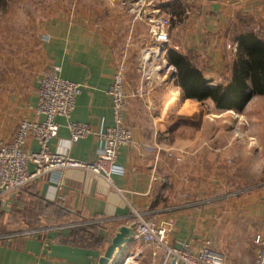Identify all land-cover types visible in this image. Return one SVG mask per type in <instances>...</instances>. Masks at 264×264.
<instances>
[{"label":"crops","instance_id":"1","mask_svg":"<svg viewBox=\"0 0 264 264\" xmlns=\"http://www.w3.org/2000/svg\"><path fill=\"white\" fill-rule=\"evenodd\" d=\"M97 1L102 0H71L69 6L67 0H57V9L37 27V41L21 47L0 44V140L11 141L22 121L46 119L37 113L40 82L59 67L61 78L83 89L71 118H56L59 132L51 148L69 147L73 159L96 160L103 136L115 124L108 92L122 64L129 95L124 119L133 132L132 143L118 151L116 164L123 172L107 181L86 169H68L61 187L49 185L44 195L49 179L33 183L28 194L47 208L56 207L55 213L43 218L49 219L46 225L14 231L39 230L35 234L0 233L7 236L0 239V264H97L118 230L134 225L133 210L151 211L158 223L169 224L173 245L190 242L196 251L209 240L229 264H253L257 237L264 238V141L250 133L249 148L242 150L235 138H227L234 127L226 126L228 114L241 118L248 111L185 99L173 74L148 95H135L148 28L130 12L135 0H103L102 8ZM178 3L184 18L175 14ZM154 5L180 19L178 31L184 27L182 41L165 47L191 58L212 86L231 77L238 51L232 44L235 35L246 28L259 33L257 25L264 26V0H154ZM136 55L137 73L130 74ZM258 98L264 97L255 96L248 104ZM204 104L211 111L205 112ZM210 113L219 119L212 126ZM200 118L199 133L194 123ZM69 122L88 124L92 132L69 146ZM206 135L213 137L214 146L207 147ZM27 143L29 150L39 149L31 136ZM249 156L246 165L239 160ZM15 195L1 201L11 202ZM56 213L61 222L54 224ZM135 247L143 246L136 240L128 243L110 264H131L128 256Z\"/></svg>","mask_w":264,"mask_h":264},{"label":"built area","instance_id":"2","mask_svg":"<svg viewBox=\"0 0 264 264\" xmlns=\"http://www.w3.org/2000/svg\"><path fill=\"white\" fill-rule=\"evenodd\" d=\"M196 0H183L193 3ZM130 12L136 20L148 27V34L154 46L142 50L140 60V85L135 95H148L161 85L165 78L175 73V68L167 60L170 42L171 15L155 7L154 0H135ZM60 68L42 77L37 102L38 115L44 116L43 122L22 121L11 141L0 140V201L13 196L36 181L48 178L49 182L61 187L64 172L68 169H86L111 181L114 174L123 170L116 164L121 146L133 141L132 129L126 124L124 113L128 107L129 95L126 92V67L120 64L108 94L113 102L115 124L103 136L104 147L99 150L97 159L83 162L68 154L69 147L53 150L50 142L57 138L59 125L57 117L71 118L76 102L82 93L81 84L65 80L59 75ZM239 117L238 114H236ZM69 146L87 137L92 128L88 124L69 122ZM37 140L39 149L28 148V137ZM173 154L170 152L169 157ZM181 162V158L178 159ZM134 239L144 244L151 252L154 264H229L225 255L204 240L195 251L190 242L173 245L170 242L171 226L158 223L151 211L133 210ZM39 230L14 232L8 236H25ZM7 236L0 235V239ZM259 249L253 264H264V238L257 237Z\"/></svg>","mask_w":264,"mask_h":264},{"label":"rangeland","instance_id":"3","mask_svg":"<svg viewBox=\"0 0 264 264\" xmlns=\"http://www.w3.org/2000/svg\"><path fill=\"white\" fill-rule=\"evenodd\" d=\"M55 1L57 2V0H1L0 44L3 46H9L8 43H13L12 46L21 47L33 40L37 41V27L41 26V21L46 19L48 14L52 13V10L55 11L57 9L55 7ZM67 1L69 6H71V0ZM98 2L100 3L98 6H101V8L105 5V1L103 0L97 1V3ZM69 8L71 7H67V9ZM181 18H184V16ZM171 20V40L169 44L176 45L179 44L180 40L182 41V38L179 37H181V33L184 32V27H181L182 29L178 31L177 23H180V19L171 16ZM141 23L143 26L148 28L145 23ZM257 31L264 38V26L261 24L257 25ZM232 44L234 45L235 42H232ZM141 46L142 48L140 49L139 54V67L142 50L146 47H152L154 44L150 39H146L143 41ZM129 66L131 68L130 74L137 73V55L136 61H134L133 64H129ZM212 83L213 82H211V84ZM203 108L205 109V112H207L211 111L212 106L210 107L208 104H204ZM244 110L248 112L242 114L243 116L241 118L236 117L235 115L231 116L230 114L226 117V126L234 127L232 134H228L227 138H235L236 143L239 144V147L242 150L249 148V142H251L250 133H257L259 140L261 141V139H263L264 141V98L255 99L252 104H247ZM252 112H256L258 117L256 118L255 114ZM210 114L208 115L212 120L207 119V122L210 126H212L215 124V121H219V119L217 116L215 117ZM202 119L203 118L195 119L194 123L196 125L195 130L199 133L200 129L198 127L202 125ZM196 131L194 132V137L197 138L199 137V134ZM206 136L209 138L211 135ZM208 138L206 140L210 142H206L207 147H210V143L214 146L213 137L211 136L212 140ZM239 147L237 146V148ZM230 158H232V160L235 159L234 157ZM250 158L251 156L247 159L239 160H242V164L246 165L250 162ZM27 189H30V186L18 192L11 202L6 203L5 201H0V233H11L29 226H43L48 224L47 220L49 219L43 218H48L52 215V212L55 211L56 207H45V205L38 198L32 195L30 196ZM54 220H57L56 222H52L54 224L61 222L58 213L55 214ZM142 246V248L138 247V249L135 247V251L128 256L131 257V264H153L150 263L152 261L151 252L144 246V244H142Z\"/></svg>","mask_w":264,"mask_h":264},{"label":"trees","instance_id":"4","mask_svg":"<svg viewBox=\"0 0 264 264\" xmlns=\"http://www.w3.org/2000/svg\"><path fill=\"white\" fill-rule=\"evenodd\" d=\"M174 9L177 16H183L184 7L180 3ZM235 36L238 51L231 77L225 84L216 86L211 85L212 81L191 58L168 49V61L175 68L173 81L185 99L211 100L216 109L242 112L253 97H264V38L250 28Z\"/></svg>","mask_w":264,"mask_h":264},{"label":"water","instance_id":"5","mask_svg":"<svg viewBox=\"0 0 264 264\" xmlns=\"http://www.w3.org/2000/svg\"><path fill=\"white\" fill-rule=\"evenodd\" d=\"M173 77H175V73L173 74ZM49 185H53L57 187L58 185L53 182H49L44 186L43 189V195L45 194L47 188ZM134 228L135 226L132 225L131 227L123 226L121 227L118 232L115 234V236L110 240V244L107 247L104 255L100 257L97 264H110L111 261H113L114 255L118 250H121L127 245L128 243H131L134 241Z\"/></svg>","mask_w":264,"mask_h":264},{"label":"bare ground","instance_id":"6","mask_svg":"<svg viewBox=\"0 0 264 264\" xmlns=\"http://www.w3.org/2000/svg\"><path fill=\"white\" fill-rule=\"evenodd\" d=\"M127 262H130V259L129 258L127 259Z\"/></svg>","mask_w":264,"mask_h":264}]
</instances>
